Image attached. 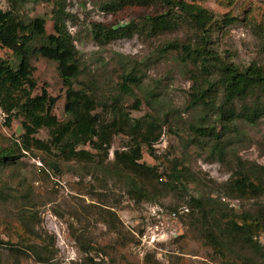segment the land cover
Here are the masks:
<instances>
[{"label": "rangeland", "instance_id": "1", "mask_svg": "<svg viewBox=\"0 0 264 264\" xmlns=\"http://www.w3.org/2000/svg\"><path fill=\"white\" fill-rule=\"evenodd\" d=\"M188 1L215 16L212 46L221 56L241 67L263 60L260 33H264V0ZM58 2L64 3L69 14L66 26L78 51L81 75L76 88H85L99 100L111 103L120 94L118 84L124 68L139 64L144 90L122 96V103L128 110L139 98L141 106L131 111L133 117L150 114L166 118L161 138L153 147L155 155L144 147L142 162L156 165L164 173L176 160L181 162L199 180L189 185L191 195L220 198L239 214L254 212L257 203L264 204V196L260 200L227 197L221 190L231 178L234 160L230 164L209 161L207 151L191 144L189 126L198 121L201 111L188 107L194 84L192 67L178 62L175 53L157 52L166 42L189 37L187 28L153 39L135 35L101 45L92 36V22L119 25L128 17L154 9L126 8L110 14L102 11L103 0H18L16 4L0 0V9L15 10L26 21L44 17L47 34H53L52 11ZM0 56L10 63L17 62L7 49H0ZM31 62L37 83L34 94L46 89L57 98L54 114L60 122H67L66 88L57 63L39 55L33 56ZM98 112L104 116L101 108ZM7 119L6 112L1 111L0 150L20 143L24 134L23 117L13 118L10 125ZM241 130L231 137L230 150L249 164L264 165V118L253 126L242 125ZM35 137L47 141L50 134L41 129ZM129 145V137L115 136L104 163L106 168L102 169L59 161L55 151L49 154L37 149H18L17 158L0 162L1 249L14 246L20 235L26 237L19 220L25 212L36 217L32 228L42 236L41 243L48 245L52 260L38 262L30 254L24 257V264H243L246 254L239 246L230 245V250L220 253L217 248L206 247L199 233L189 229V218L184 213L188 195L175 190L161 196L157 189H150L159 196L151 192L154 200L138 202L129 194L125 175L114 164L115 152L128 150ZM80 148L95 152L90 145ZM173 209L178 210L176 217L170 214ZM109 212L117 216L115 222ZM103 220L113 221L116 229ZM257 241L264 251V228Z\"/></svg>", "mask_w": 264, "mask_h": 264}, {"label": "trees", "instance_id": "2", "mask_svg": "<svg viewBox=\"0 0 264 264\" xmlns=\"http://www.w3.org/2000/svg\"><path fill=\"white\" fill-rule=\"evenodd\" d=\"M101 7L110 14L126 8L154 9L148 14L128 17L119 25L92 22V36L101 45L135 35L153 39L175 34L183 28L189 30L185 40L166 42L157 52L159 55L175 53L178 62L192 67L194 84L188 107L201 111L198 121L189 126L191 144L207 151L209 161L235 163L231 178L221 190L227 197L260 200L264 196V165L242 160L230 150V143L234 134L242 132V125L253 126L264 118V58L241 67L221 56L212 46L215 16L188 0H103ZM52 14L54 33L47 34L44 17L26 21L15 10L0 9V49H7L17 59L10 63L0 56V109L8 115V125L13 118L23 117L24 130L20 143L0 150V162L17 158L18 149L25 152L37 149L49 154L55 151L59 161L86 163L102 169L106 168L104 163L114 137L125 135L130 138V145L128 150L115 152L114 164L125 175L131 196L143 202L159 196L156 190L150 189H157L161 196L165 191L183 192L189 197L184 211L189 218L188 227L199 233L206 247L224 253L230 250V245H237L246 254L243 264H264V251L257 241L264 228V204L257 203L254 212L239 214L220 198L191 195L189 185L198 184L199 180L181 162L176 160L165 173L156 165L142 162L144 147L150 155H155L153 147L161 138L166 118L150 114L133 117L131 111H138L141 106L139 98L128 110L122 103V96H133L135 91L144 90L139 64L124 68L118 84L120 94L111 103L99 100L85 88H76L81 66L73 36L66 26L69 14L64 3H56ZM260 40L264 55L263 32ZM35 55L57 63L66 88L65 112L70 117L67 122H60L54 114L57 98L46 89L34 94L37 83L31 61ZM152 96H156L154 92ZM100 108L104 116L98 112ZM41 129L49 131V140L35 137ZM85 145H90L95 152L80 148ZM108 173L114 174L110 169ZM170 214L176 217L178 210L173 209ZM109 215L115 218L114 222L117 220L114 213ZM19 220L26 237L20 235L11 248L0 247V264H24V257L30 254L38 262L49 263L51 251L32 228L37 222L34 214L29 216L24 212ZM103 221L112 230L116 229L113 221Z\"/></svg>", "mask_w": 264, "mask_h": 264}, {"label": "built area", "instance_id": "3", "mask_svg": "<svg viewBox=\"0 0 264 264\" xmlns=\"http://www.w3.org/2000/svg\"><path fill=\"white\" fill-rule=\"evenodd\" d=\"M0 112H1V109H0Z\"/></svg>", "mask_w": 264, "mask_h": 264}]
</instances>
